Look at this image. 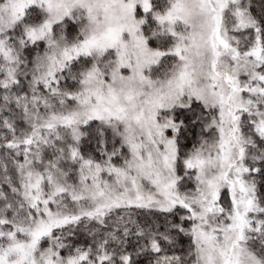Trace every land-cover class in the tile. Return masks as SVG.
<instances>
[{
  "label": "snow or ice",
  "instance_id": "snow-or-ice-1",
  "mask_svg": "<svg viewBox=\"0 0 264 264\" xmlns=\"http://www.w3.org/2000/svg\"><path fill=\"white\" fill-rule=\"evenodd\" d=\"M0 264H264V0H0Z\"/></svg>",
  "mask_w": 264,
  "mask_h": 264
}]
</instances>
